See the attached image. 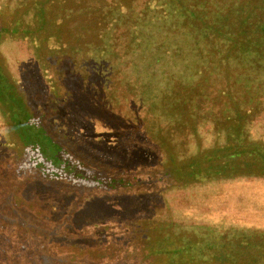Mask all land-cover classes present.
<instances>
[{
  "label": "rangeland",
  "instance_id": "1",
  "mask_svg": "<svg viewBox=\"0 0 264 264\" xmlns=\"http://www.w3.org/2000/svg\"><path fill=\"white\" fill-rule=\"evenodd\" d=\"M41 2L0 0V27L17 29L0 35L2 72L57 142L130 183L90 189L15 174L22 145L0 109V264H264V58L226 68L213 62L219 42L201 72L193 62L218 39L197 56L171 38L150 68L128 46L129 28L186 27L165 15L168 0H51L36 31ZM230 124L240 136L230 144L252 152L233 158L238 168L179 178L227 145Z\"/></svg>",
  "mask_w": 264,
  "mask_h": 264
},
{
  "label": "trees",
  "instance_id": "2",
  "mask_svg": "<svg viewBox=\"0 0 264 264\" xmlns=\"http://www.w3.org/2000/svg\"><path fill=\"white\" fill-rule=\"evenodd\" d=\"M170 10L166 16H172L176 23L186 22V27L174 30L173 23L147 24L138 27L133 24L129 28L128 46L132 44L131 51L144 59L147 66L154 68L165 61L168 53V41L173 38L176 49L201 54L200 48L203 44L218 42L213 47L202 48V55L197 57L193 65L202 69V60L209 50L216 48L219 42H223L218 48L219 58L215 61L225 62L224 66L234 61H245L248 59L252 64L255 62L250 57L258 56L264 58V0H218L212 2L208 9L204 7L194 9L188 4V0H168ZM45 5H51V0L39 3L40 12L37 14L38 26L36 31L44 29L47 11ZM185 21V22H182ZM163 23V24H162ZM11 27V26H10ZM0 27L1 33L16 32L15 28ZM188 28V29H186ZM191 37V39H189ZM156 39V40H153ZM208 39L206 42L205 40ZM48 40V39H47ZM144 56V57H143ZM215 65V63H213ZM227 75V83L229 82ZM14 81L2 72L0 65V109L7 116L12 131L19 138L22 145V154L15 164L14 172L37 173L50 183L71 184L78 188L90 189H114L130 183L124 178H113L100 173L98 170L87 165L68 149L57 142L43 127L41 119L26 110V103L18 92ZM231 99V98H230ZM239 128L230 124L226 136L227 145L213 147L211 153L198 154L199 159L190 160L184 170L178 171L188 179H207L221 174L235 171L233 158L240 154H251V151H239V146L230 144L238 139ZM232 135V136H231ZM247 143H245V146ZM207 163L205 168L201 165ZM164 177V176H163Z\"/></svg>",
  "mask_w": 264,
  "mask_h": 264
}]
</instances>
